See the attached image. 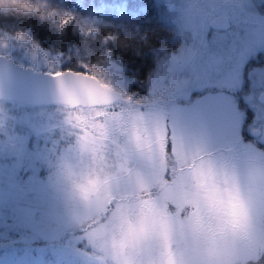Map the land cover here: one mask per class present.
<instances>
[{"label": "rangeland", "instance_id": "obj_1", "mask_svg": "<svg viewBox=\"0 0 264 264\" xmlns=\"http://www.w3.org/2000/svg\"><path fill=\"white\" fill-rule=\"evenodd\" d=\"M63 1L0 0V11ZM130 2L169 33L144 50L153 69L92 65L126 99L70 108L0 98V264H200L193 220L218 235L228 219L251 237L228 236L219 264H264V147L240 135L249 117L264 141V0ZM218 15L230 29L210 27ZM0 54L63 70L29 32L0 37ZM133 217L143 226L118 253L112 238Z\"/></svg>", "mask_w": 264, "mask_h": 264}, {"label": "trees", "instance_id": "obj_2", "mask_svg": "<svg viewBox=\"0 0 264 264\" xmlns=\"http://www.w3.org/2000/svg\"><path fill=\"white\" fill-rule=\"evenodd\" d=\"M25 32L60 57L62 69L90 72L97 61L111 59L123 70L130 68L129 74L146 70V66L153 69V64L147 65L144 50L161 48L169 33L164 23L136 10L130 0H65L38 6L33 12L0 11V37ZM240 135L243 139V131Z\"/></svg>", "mask_w": 264, "mask_h": 264}, {"label": "water", "instance_id": "obj_3", "mask_svg": "<svg viewBox=\"0 0 264 264\" xmlns=\"http://www.w3.org/2000/svg\"><path fill=\"white\" fill-rule=\"evenodd\" d=\"M210 26L226 30L231 22L227 16L218 15ZM0 98L16 99L31 106L63 104L75 108L110 106L123 99V95L90 72L70 68L58 72L37 70L0 54Z\"/></svg>", "mask_w": 264, "mask_h": 264}, {"label": "clouds", "instance_id": "obj_4", "mask_svg": "<svg viewBox=\"0 0 264 264\" xmlns=\"http://www.w3.org/2000/svg\"><path fill=\"white\" fill-rule=\"evenodd\" d=\"M208 190L216 191V188L212 185L211 180L208 182ZM201 196L205 194L204 189H200ZM228 192L225 190L224 198L227 199ZM142 222L140 217H133L132 223L125 225L119 229L112 238V243L114 249L119 252H127L131 247V237L130 230H139L142 227ZM192 231L197 236L200 243V264H219L216 253L218 246L226 242L228 236H234L239 238H249L251 237V229L246 224H233L230 219L227 223L219 230L218 235L210 234L206 228L193 220L191 224Z\"/></svg>", "mask_w": 264, "mask_h": 264}, {"label": "flooded vegetation", "instance_id": "obj_5", "mask_svg": "<svg viewBox=\"0 0 264 264\" xmlns=\"http://www.w3.org/2000/svg\"><path fill=\"white\" fill-rule=\"evenodd\" d=\"M242 108L244 109V111L246 113H249L248 115H250L251 111L248 107L242 106ZM251 121L252 120L248 117L246 120V123L244 125V129H243V135H242L243 139H246L252 145L264 147V141L257 138L261 134V130H259V129H248L247 128V125Z\"/></svg>", "mask_w": 264, "mask_h": 264}]
</instances>
